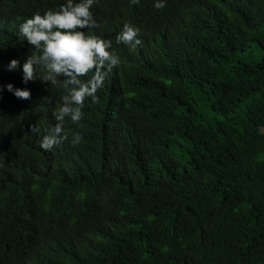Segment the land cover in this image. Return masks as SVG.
Returning <instances> with one entry per match:
<instances>
[{"label":"trees","instance_id":"obj_1","mask_svg":"<svg viewBox=\"0 0 264 264\" xmlns=\"http://www.w3.org/2000/svg\"><path fill=\"white\" fill-rule=\"evenodd\" d=\"M65 2L0 0V47ZM164 3L61 145L62 86L2 107L0 264H264V0Z\"/></svg>","mask_w":264,"mask_h":264},{"label":"clouds","instance_id":"obj_2","mask_svg":"<svg viewBox=\"0 0 264 264\" xmlns=\"http://www.w3.org/2000/svg\"><path fill=\"white\" fill-rule=\"evenodd\" d=\"M95 4V0H66L59 10L50 7L31 18L24 17L25 22L15 26L16 45L22 49L0 47V111L6 103L40 97V91L50 85L67 90L53 113L57 123L42 139L44 150L68 139L65 118L79 124L87 98L99 102L97 92L104 87L107 72L122 66L118 49H138L144 41L143 31L153 33L167 17L160 11L164 0H112L102 22L104 34L98 35L92 32L99 27ZM192 5L203 4L189 2L186 7L180 1L172 5L171 12L188 10ZM81 140L76 134L71 143L78 145Z\"/></svg>","mask_w":264,"mask_h":264},{"label":"rangeland","instance_id":"obj_3","mask_svg":"<svg viewBox=\"0 0 264 264\" xmlns=\"http://www.w3.org/2000/svg\"><path fill=\"white\" fill-rule=\"evenodd\" d=\"M248 56H249V57H252V58H254V59H256V60H258V59L261 58V56H262V52L259 51V50H255V49H254L253 52L248 53Z\"/></svg>","mask_w":264,"mask_h":264}]
</instances>
